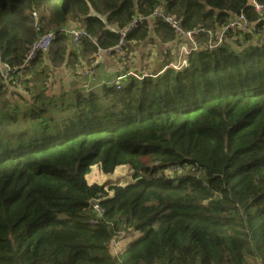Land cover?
<instances>
[{"label":"trees","instance_id":"1","mask_svg":"<svg viewBox=\"0 0 264 264\" xmlns=\"http://www.w3.org/2000/svg\"><path fill=\"white\" fill-rule=\"evenodd\" d=\"M160 1L199 43L241 12L254 37L264 25L248 0H0L3 61L20 65L56 33L22 78H0V264H264V41L230 33L232 44L191 53L179 71L100 94L57 84ZM73 28L95 43L74 49L61 31ZM180 41L140 22L119 60ZM95 166H126L133 182L88 184Z\"/></svg>","mask_w":264,"mask_h":264},{"label":"built area","instance_id":"2","mask_svg":"<svg viewBox=\"0 0 264 264\" xmlns=\"http://www.w3.org/2000/svg\"><path fill=\"white\" fill-rule=\"evenodd\" d=\"M247 6L251 8L254 14L259 17H264V4L259 3L255 0H248ZM32 22L34 28L38 24V14L36 12L32 13ZM161 21L166 24L173 33L180 37L181 41L178 42L177 49L172 53L173 59L162 66L161 71L156 75H152L151 70H145L144 72L137 73L128 71L126 74L120 75L116 78L114 86L116 89L121 88V83L124 79L128 77L135 78L137 80H142L146 77H156L167 69L181 70L187 65L188 56L195 51H214L221 47V45L227 43L228 34L230 33H248L252 35L256 28L257 22L250 21L247 16L241 12L233 16L226 25H224L216 34V36L211 33H207V41L199 43L197 38L200 35L199 30L186 31L180 20L168 13L167 6L165 2H158L149 17H140L135 15L131 18L129 23L120 31L119 41L116 46L109 49H98L94 55V60L90 68L86 69L82 74L89 79H92L95 74V65L102 58H111L117 56L119 59H123L125 55V48L127 45V36L137 27L138 23L146 22L147 28L152 30L155 27V23ZM262 33L264 32V25L261 27ZM63 33L70 36L72 47L78 49L84 38L90 39L92 43H95L93 39L90 38L88 33L84 29L73 28L61 30ZM56 33L54 31H49L40 35L36 42L30 47L28 54L26 55L24 61L20 65H10L9 63L1 59L0 54V78L3 82H8L13 78H22L26 73L29 64L35 59V57L40 53H46L53 42L55 41ZM183 40V41H182ZM93 210L97 215H102L103 210L97 202L93 204Z\"/></svg>","mask_w":264,"mask_h":264},{"label":"crops","instance_id":"3","mask_svg":"<svg viewBox=\"0 0 264 264\" xmlns=\"http://www.w3.org/2000/svg\"><path fill=\"white\" fill-rule=\"evenodd\" d=\"M261 36H258V37H261ZM258 37H254V38H252V40L257 39ZM262 37H264V35ZM260 41H261V39H258L255 43L257 44ZM230 42L231 41H227L228 44H230ZM152 43L153 42L144 43L143 46L139 47V50L137 52H135V54L129 53L127 58H125V61L119 60V58L117 56L111 57V58H106V57L102 58L95 65V71L97 70V67L104 66L105 67L104 70H106V72H104V74H106V73L108 74L111 69L116 70L117 72H119V71L123 72L124 74H126V72H128V71L141 73V72H144L145 70H148L146 68L150 67L151 57L156 54V56H155V58L157 57L156 62L153 60L151 63L152 67L149 69L151 70V72L153 74L157 75L161 71L162 66L173 59V58L172 59H170V58L172 56V53H174L175 50L177 49L178 42L172 43V44H164V45L157 43V42H155L153 44ZM152 45L153 46L155 45V47L156 46L158 47L159 54H157V52L153 54ZM167 51H168V53H167ZM142 53L145 54V56L142 57ZM145 60H148V62ZM154 62H155V64H154ZM91 65L92 64L85 65L84 66L85 68L81 69V71H80L81 76L79 78L74 76V72L71 70H65V69L61 70L59 72L58 76L59 77L62 76L63 78H60L61 80H59V78H57V84L59 86H61L62 89H64V90L70 89V88H77V87L81 86L80 82H82V81H83V83L86 84V82L90 79L86 76L83 78L82 73L86 69L90 68ZM94 77H96V76H94ZM121 167L125 168V166H121ZM126 168H128V167H126ZM131 173H132V171H131ZM86 179H88V176L86 177ZM92 183L93 182L91 181L88 184H92Z\"/></svg>","mask_w":264,"mask_h":264},{"label":"rangeland","instance_id":"4","mask_svg":"<svg viewBox=\"0 0 264 264\" xmlns=\"http://www.w3.org/2000/svg\"><path fill=\"white\" fill-rule=\"evenodd\" d=\"M263 36L264 35V32L262 33V29L260 31V36ZM258 37L257 39H253L252 40V43L256 44L255 42L258 40V39H261L260 42H263L264 41V37ZM254 37V36H253ZM229 40L228 41H231L232 39L228 38ZM198 41V40H197ZM153 44V43H152ZM230 44H232V42H230ZM140 46H143V44L139 45L138 47ZM138 47H134L132 48V50L135 49V52H137L139 50ZM146 48V47H145ZM152 50H153V54L157 52V54H159V49L158 47L155 45L153 46L152 45ZM171 51V50H170ZM135 52H132V54H135ZM168 53V51H167ZM127 54H129L127 52ZM145 56V54L142 53V57ZM156 54L154 56L151 57V62H150V67L151 68V63L152 61L154 60L156 62V58H155ZM169 56V55H168ZM173 57L171 56L170 59H172ZM148 62V60H145ZM154 62V64H155ZM149 66V65H148ZM104 66H99L97 67V70H96V77H93L92 79L88 80L85 83L80 82L81 86L77 87L79 89H82V90H86L89 91V90H93L96 94H100L103 90V86L105 85L106 87H113L115 82H116V78L119 77L120 75H123L124 73L123 72H117L116 70H110L109 73L107 74H104V72H106V70H104ZM149 68H146V69H149ZM150 70V69H149ZM127 73V72H126ZM59 74V72H58ZM82 77L84 78L85 76L82 74ZM81 77V78H82ZM60 78H63L62 76H60ZM127 79V78H126ZM128 81V80H125V82ZM79 84V85H80ZM83 86L85 87V89L83 88ZM133 173V172H132ZM131 173L130 169L129 168H123V167H119L117 168L111 175H103L99 168L97 166L93 167L91 169V172L90 174L88 175V179H86L89 182H93L92 184H98V185H120V186H123V185H126L128 183H131L133 182V174Z\"/></svg>","mask_w":264,"mask_h":264}]
</instances>
